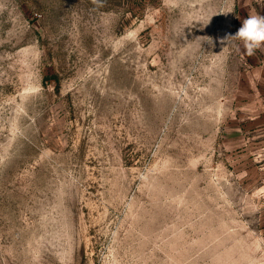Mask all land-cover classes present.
<instances>
[{
	"label": "rangeland",
	"instance_id": "obj_1",
	"mask_svg": "<svg viewBox=\"0 0 264 264\" xmlns=\"http://www.w3.org/2000/svg\"><path fill=\"white\" fill-rule=\"evenodd\" d=\"M253 15L0 0V264H264V44L220 43Z\"/></svg>",
	"mask_w": 264,
	"mask_h": 264
},
{
	"label": "clouds",
	"instance_id": "obj_2",
	"mask_svg": "<svg viewBox=\"0 0 264 264\" xmlns=\"http://www.w3.org/2000/svg\"><path fill=\"white\" fill-rule=\"evenodd\" d=\"M198 42L207 41L212 44L210 37H198ZM233 40H240L246 50L247 55L251 56L254 51L264 44V16H249L242 21V26L234 34H228L221 39V44H230Z\"/></svg>",
	"mask_w": 264,
	"mask_h": 264
}]
</instances>
